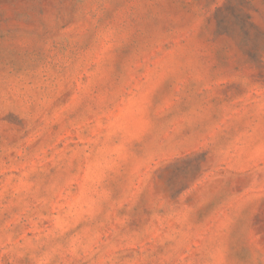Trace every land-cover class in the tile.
<instances>
[{
	"label": "rangeland",
	"instance_id": "obj_1",
	"mask_svg": "<svg viewBox=\"0 0 264 264\" xmlns=\"http://www.w3.org/2000/svg\"><path fill=\"white\" fill-rule=\"evenodd\" d=\"M0 264H264V0H0Z\"/></svg>",
	"mask_w": 264,
	"mask_h": 264
}]
</instances>
